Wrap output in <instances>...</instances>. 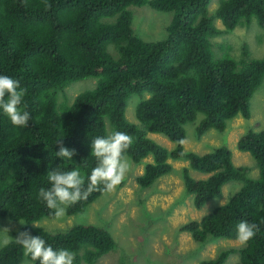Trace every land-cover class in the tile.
I'll use <instances>...</instances> for the list:
<instances>
[{
	"label": "trees",
	"instance_id": "trees-1",
	"mask_svg": "<svg viewBox=\"0 0 264 264\" xmlns=\"http://www.w3.org/2000/svg\"><path fill=\"white\" fill-rule=\"evenodd\" d=\"M211 1L0 0V75L27 90L20 107L31 115L27 127L18 128L0 109V218L23 221L21 232L40 236L54 250L75 252L74 264H97L116 246L111 234L93 226L77 225L57 233L35 226L54 219L38 193L50 187L46 175L55 168L79 170L87 178L97 163L91 156L93 137L121 131L133 137L127 158L139 163L152 157L137 178L141 188L169 174V160L187 162L183 184L197 210L221 198L225 185L240 183L225 204L183 224L179 231L197 242L209 237L235 240L240 221L256 223L255 237L236 252L240 264H264V130L248 129L236 144L239 152L253 157L257 178L233 164L226 146L197 154L176 143L185 139L184 126L198 114L202 119L197 138L211 129L223 132L237 116L249 119L251 98L264 80V58L252 59L247 46L236 60L224 46L217 57L212 45L213 39L252 22L264 31V0H221L210 14ZM132 6L172 13L166 38L146 42L135 34ZM110 46L117 58L108 52ZM88 78L97 79L95 88L69 104L65 90ZM144 94L149 97L136 106V125L125 117L127 102L132 95ZM149 134L161 135L175 146L167 149ZM59 144L76 151L73 161L55 156ZM190 171L208 177L196 179ZM101 195L93 192L87 200L68 206L66 215L83 212ZM233 253L222 251L199 264H224ZM23 259V248L15 240L0 249V264H21Z\"/></svg>",
	"mask_w": 264,
	"mask_h": 264
},
{
	"label": "rangeland",
	"instance_id": "rangeland-1",
	"mask_svg": "<svg viewBox=\"0 0 264 264\" xmlns=\"http://www.w3.org/2000/svg\"><path fill=\"white\" fill-rule=\"evenodd\" d=\"M221 0H212L209 13L217 10ZM132 12V28L143 41L156 42L167 36V27L172 21V13L159 12L148 6L130 7ZM252 22L249 26H238L233 32L212 40L213 52L217 57L229 48V54L238 60L242 47L247 46L252 59L264 58V31ZM215 26L223 29L220 21ZM112 56L118 57L114 46L108 48ZM113 56V57H114ZM97 79L88 78L69 86L64 96L69 104L80 93L95 88ZM132 95L127 102L126 119L139 125L135 117V109L141 100L147 99ZM63 94L59 96V102ZM202 119L198 114L193 123L184 126V150L197 154L209 153L215 148L226 146L232 153V161L236 167L249 170L251 178H257L258 168L253 157L248 153L239 152L237 141L248 129L264 130V80L250 101V118L241 116L228 121L223 132L213 129L201 138L196 137V127ZM155 142L172 149L175 144L158 134H149ZM130 170L124 181L113 193L103 194L83 212L62 219H43L35 226L47 229L51 233L64 232L67 229L82 225L106 229L115 242L113 250L101 257L97 264H199L201 261L217 257L222 251L234 250L224 264H240L237 240H222L209 237L204 242L193 240L189 233L179 231L180 226L193 220H200L214 208L225 204L241 187L238 182L224 186L221 198L209 200L202 209L193 206L192 196L187 194L183 184L182 170L188 164L183 160H169L172 171L158 179L148 188H141L137 178L143 174L146 164L152 162L149 156L139 163L130 158ZM196 179L207 178L195 171H190ZM21 224L8 218H0V245L5 237L15 239L21 233ZM9 229L8 232L2 231ZM13 241V240H12ZM4 246H0V249ZM24 261V259H23ZM23 264V262L21 263Z\"/></svg>",
	"mask_w": 264,
	"mask_h": 264
},
{
	"label": "clouds",
	"instance_id": "clouds-1",
	"mask_svg": "<svg viewBox=\"0 0 264 264\" xmlns=\"http://www.w3.org/2000/svg\"><path fill=\"white\" fill-rule=\"evenodd\" d=\"M26 92L27 90L20 86L19 81L0 75V109L14 127H27L31 119L30 113L20 107ZM6 96L7 99H5ZM176 143L183 146L187 140L181 138ZM132 144L133 137L121 131H113L107 137H93L91 156L97 163L91 174L85 178L79 170L60 171L55 168L46 175L50 187L47 190L41 188L38 199L53 210L55 219L60 220L66 215L68 206L87 200L93 192L113 193L130 170V161L125 153ZM183 154V152L180 153L181 156ZM75 155L77 153L74 149L69 150L62 144H59V151L55 152L56 157L70 162ZM19 223L25 225L23 221ZM258 230V224L242 220L237 225L235 240L239 245L246 246ZM2 231L8 232L9 229L5 228ZM12 240L23 248V264H33L37 261L39 264H74L75 252L67 249L54 250L51 245H46L45 240L40 236L34 237L28 232H21L15 239L5 237L0 246H7Z\"/></svg>",
	"mask_w": 264,
	"mask_h": 264
}]
</instances>
